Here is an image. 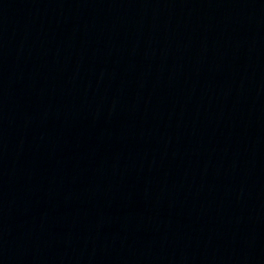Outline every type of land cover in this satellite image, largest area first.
Returning <instances> with one entry per match:
<instances>
[{"label":"water","instance_id":"obj_1","mask_svg":"<svg viewBox=\"0 0 264 264\" xmlns=\"http://www.w3.org/2000/svg\"><path fill=\"white\" fill-rule=\"evenodd\" d=\"M0 264H264V0H0Z\"/></svg>","mask_w":264,"mask_h":264}]
</instances>
